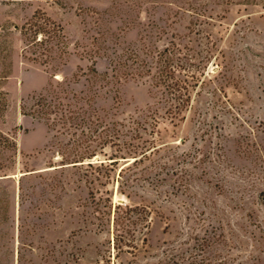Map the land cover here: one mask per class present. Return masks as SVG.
<instances>
[{
	"label": "rangeland",
	"instance_id": "1",
	"mask_svg": "<svg viewBox=\"0 0 264 264\" xmlns=\"http://www.w3.org/2000/svg\"><path fill=\"white\" fill-rule=\"evenodd\" d=\"M131 50L173 54L180 109L111 76ZM58 83L115 122L82 164L31 115ZM0 264H264V0H0Z\"/></svg>",
	"mask_w": 264,
	"mask_h": 264
},
{
	"label": "trees",
	"instance_id": "2",
	"mask_svg": "<svg viewBox=\"0 0 264 264\" xmlns=\"http://www.w3.org/2000/svg\"><path fill=\"white\" fill-rule=\"evenodd\" d=\"M36 33L37 31L34 32L32 41L39 45L49 43L55 37L58 39V35H54V38H51L52 35H48L45 38V35L37 39ZM45 50H48V48H45ZM149 59L150 60L142 58V56L133 50L118 55L116 59L112 60L110 68L112 72L111 76L117 79L130 76H146L150 80L149 82L152 88L157 89L162 86L165 89L166 97L163 100L164 102L168 103L171 100H179L177 105L173 106V108L180 109L179 105L187 101V96L185 95L188 92L187 87L189 86L185 82L186 79L177 80L175 77L173 54L166 53V50H163L151 55ZM92 72L98 74L95 68L92 69ZM105 75H107L106 72L104 73V76ZM191 77L193 78L194 76L191 75ZM183 96H185V98ZM31 99H33L32 105L36 108L31 115L34 114L45 120L47 125L52 129H55V127L85 129L74 139L76 143H85L83 152L76 155V158L79 160L64 163L82 164L85 157H93L95 150L90 149L92 147L89 143L94 141V138H96L95 133L99 131V128H102L101 130L105 129L99 132H103L102 137H100L101 134H98L99 136L97 137V142L102 145L107 143L108 140L110 143H113L114 138L116 139L118 136L116 132H114L115 122L112 124L109 122L108 124L102 120L104 117H107L106 113L101 115L99 110L90 104V97L85 99L81 96L77 97L74 93L68 96L65 88L59 85V83L46 93H39L32 96ZM138 134L139 133H136L134 136H139ZM124 143L127 142L125 141ZM132 146L135 147L134 145ZM117 236L118 235L115 234V241L119 240Z\"/></svg>",
	"mask_w": 264,
	"mask_h": 264
}]
</instances>
